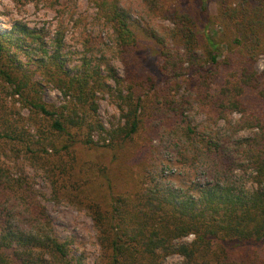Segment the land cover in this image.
I'll list each match as a JSON object with an SVG mask.
<instances>
[{"label": "trees", "instance_id": "1", "mask_svg": "<svg viewBox=\"0 0 264 264\" xmlns=\"http://www.w3.org/2000/svg\"><path fill=\"white\" fill-rule=\"evenodd\" d=\"M128 1H135L151 16L165 11L174 27L162 35L147 31L142 37L131 24L122 0H91L98 19L114 26L119 53L137 57L142 43H149L163 60L159 72L150 71L154 83L162 84L161 93L148 102L134 94L133 101L130 88L129 95L121 98L120 107L129 125L108 131V135L121 138L123 142L139 135L145 123L141 113L144 111V116L151 118V133H154L145 131V139L156 136L157 123L170 124L171 133L183 142L184 162L191 164L200 158L207 159L225 185L200 188L197 200L180 201L174 191L147 183L134 194L135 202L130 196L113 197L111 205L104 209L90 204L92 198L79 197L81 203L89 204L87 207L92 212L102 249L99 264H164L173 255L180 256L182 264H264V251L256 246L264 240V109L261 110L264 89L259 91V77L244 66L248 62L255 63L264 51V0H246L243 8H234V0H222L216 16L210 15L203 5L193 10L186 5H176L167 11L166 0ZM211 22L224 28L222 38L211 35ZM201 25L206 30L203 35ZM65 31L63 25L58 29L56 51L52 55L47 51L41 31L18 24L11 32L0 33V76L14 96L24 98L37 116L51 121L54 132L71 137V129L77 127V123L66 118L67 126L63 121L65 116L59 117L58 112L43 101L42 84L32 83L27 73L17 79L11 72L12 68H17L14 60L21 54L31 59L33 52L38 51L40 55L35 63L45 78V85L58 86L66 96L78 102L86 100L95 85L101 86V78L97 71L89 68L76 75L64 70L59 56ZM223 45L229 49V58L234 56L238 61L225 71H221L219 61ZM181 50H184L183 56H180ZM185 63L190 64L188 70L184 69ZM213 66L218 67L217 73H210ZM190 75H194V79L188 80ZM197 78L196 96L211 111L210 126L200 130L186 116L190 101L173 95L181 83L188 81L190 87ZM117 83L125 87L122 81L117 80ZM253 91H257L262 105L258 107L257 101L250 109L248 104ZM119 92L122 93L121 88ZM234 111L243 113L241 121L226 132L213 130L214 122ZM96 129L105 131L100 122L94 124L91 131ZM244 129H258V132L246 140L237 139V134ZM51 132L30 136L0 130V139L19 141L35 156L37 148L47 151L56 146ZM85 145L92 146L93 141L88 139ZM112 147L107 144L102 148ZM4 154L0 152V264H75L69 257L67 244L56 238L37 194L25 180L13 178V167L6 164ZM140 154L137 153L135 159ZM147 156L145 152L136 162L142 170L147 166ZM119 167V171L126 172L121 177V185L135 184L129 173L130 166L124 163ZM248 169L253 172L257 188L248 194L236 193L235 173ZM190 234L196 235L192 243L180 242Z\"/></svg>", "mask_w": 264, "mask_h": 264}, {"label": "rangeland", "instance_id": "2", "mask_svg": "<svg viewBox=\"0 0 264 264\" xmlns=\"http://www.w3.org/2000/svg\"><path fill=\"white\" fill-rule=\"evenodd\" d=\"M130 15V22L142 34L147 31L162 35L174 26L167 20L165 11H157L155 16L146 14L134 1L122 0ZM246 0H234V8H243ZM222 0H166V10L176 5H186L189 8H207L210 15L219 13ZM21 24L32 31H41L45 36V43L49 55L56 51L58 29L63 25L66 28L64 47L60 53V62L64 70L76 75L86 68L97 71L101 86L95 85L86 100L66 96L63 90L54 84L45 85V78L36 66V59L40 53L33 52L30 59L21 54L15 61L17 68H12L17 79H22L25 73L32 83L42 84L43 101L58 112L59 117L68 121L73 119L77 127H72L71 137L59 134L51 129V121L37 116L24 98L14 96L9 85L0 76V130L15 131L23 135L36 136L42 131L51 132L56 146L47 151L37 148L34 155L30 154L19 141L0 139V152L6 153V164L13 167L14 179L25 180L30 184L38 200L45 207L51 221L54 234L58 240L67 244L69 257L75 264H99L102 259V249L95 229L92 212L86 202H80L79 197L92 198L90 204L109 207L113 197L130 196L135 202L134 194L146 187L147 183L158 184L164 189L174 191L179 200L188 198L197 200L199 189L208 186L225 184L207 159L200 158L194 163H185L181 154L184 145L180 138L171 133L170 124L162 126L157 123L156 136L145 139V131L152 132L151 118L144 116L145 121L141 133L126 141L121 138H111L108 131L118 130L129 125L125 113L122 112L121 98L131 92L133 101L141 96L142 100L152 101L154 96L161 93V85L154 83L151 73L156 74L163 65L162 57L149 43H142L141 50L133 54L119 53L116 44V32L112 24L100 20L97 10L91 0H0V33L12 31L15 25ZM201 34L205 27L201 25ZM210 33L214 37L222 38L224 28L220 24L211 22ZM141 37V36H140ZM141 37V39H143ZM145 39V38H144ZM149 42L147 40H144ZM184 50L180 51V56ZM147 62L146 64L144 63ZM220 61L221 71L232 68L238 61L231 56L229 49L223 45ZM147 65V66H145ZM259 77V91L264 89V51L255 63L244 64ZM5 67V65H4ZM190 68L189 63L184 69ZM211 72L217 73L218 67L213 66ZM144 70L147 73H142ZM192 71V70H191ZM228 71V70H227ZM194 79L190 75L188 80ZM122 81L125 87L117 83ZM197 82L188 86V81L181 83L178 90L173 91L177 99H188L189 109L186 116L193 125L200 130L203 126L209 127L211 111L199 102L196 96ZM156 86V87H154ZM98 87V88H97ZM122 89L120 94L119 89ZM249 89L248 91H250ZM214 89H211L213 93ZM247 91V92H248ZM250 97L248 107L254 108L258 100L257 91ZM212 103V102H211ZM127 111V107H125ZM264 105L261 106V110ZM77 113V116L74 115ZM243 113L229 112L225 118L214 122L213 130L226 132L241 121ZM62 119V118H61ZM71 121V122H72ZM100 122L105 131L93 130L94 124ZM67 126L69 125L68 122ZM258 129L241 130L236 138L246 140L253 137ZM14 134L13 136H16ZM154 134V133H151ZM91 139L92 146L85 142ZM113 146L103 149L105 145ZM145 146V148H144ZM147 152V166L142 170L137 164L140 156ZM137 153H141L135 159ZM4 159V158H3ZM126 163L130 166L129 173L135 184L122 186L121 178L126 172L119 171V166ZM119 167V168H118ZM251 169L237 171L234 181L236 193L248 194L257 188L253 181ZM87 183V184H86ZM110 188L109 187H112ZM121 185V186H120ZM95 188L94 190L92 189ZM129 197V198H130ZM92 207V206H91ZM195 234H190L180 242L192 243ZM260 251H264V240L256 244ZM216 247H214L215 250ZM183 259L178 255L168 257L164 264H182Z\"/></svg>", "mask_w": 264, "mask_h": 264}]
</instances>
